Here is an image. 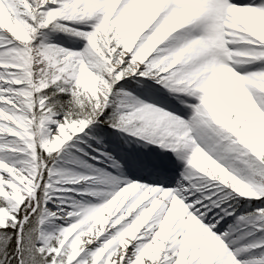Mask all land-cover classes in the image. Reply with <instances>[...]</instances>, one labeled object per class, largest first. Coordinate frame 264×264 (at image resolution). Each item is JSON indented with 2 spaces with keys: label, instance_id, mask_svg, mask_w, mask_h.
<instances>
[{
  "label": "snow or ice",
  "instance_id": "snow-or-ice-1",
  "mask_svg": "<svg viewBox=\"0 0 264 264\" xmlns=\"http://www.w3.org/2000/svg\"><path fill=\"white\" fill-rule=\"evenodd\" d=\"M0 264H264V0H0Z\"/></svg>",
  "mask_w": 264,
  "mask_h": 264
}]
</instances>
